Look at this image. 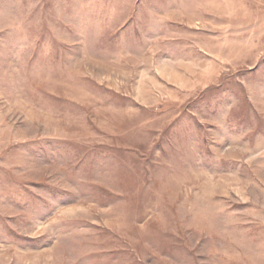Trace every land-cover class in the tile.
Wrapping results in <instances>:
<instances>
[{
  "label": "rangeland",
  "instance_id": "1",
  "mask_svg": "<svg viewBox=\"0 0 264 264\" xmlns=\"http://www.w3.org/2000/svg\"><path fill=\"white\" fill-rule=\"evenodd\" d=\"M0 264H264V0H0Z\"/></svg>",
  "mask_w": 264,
  "mask_h": 264
}]
</instances>
